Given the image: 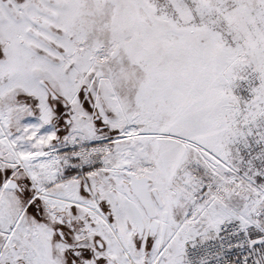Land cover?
Segmentation results:
<instances>
[{
  "label": "snow or ice",
  "instance_id": "obj_1",
  "mask_svg": "<svg viewBox=\"0 0 264 264\" xmlns=\"http://www.w3.org/2000/svg\"><path fill=\"white\" fill-rule=\"evenodd\" d=\"M0 264H264V0H0Z\"/></svg>",
  "mask_w": 264,
  "mask_h": 264
}]
</instances>
